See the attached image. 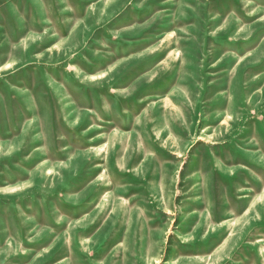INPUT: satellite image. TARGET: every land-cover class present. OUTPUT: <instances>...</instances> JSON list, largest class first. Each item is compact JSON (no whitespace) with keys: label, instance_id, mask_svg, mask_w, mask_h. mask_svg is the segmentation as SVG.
I'll list each match as a JSON object with an SVG mask.
<instances>
[{"label":"rangeland","instance_id":"rangeland-1","mask_svg":"<svg viewBox=\"0 0 264 264\" xmlns=\"http://www.w3.org/2000/svg\"><path fill=\"white\" fill-rule=\"evenodd\" d=\"M0 264H264V0H0Z\"/></svg>","mask_w":264,"mask_h":264}]
</instances>
